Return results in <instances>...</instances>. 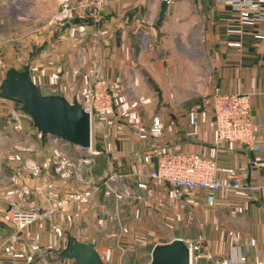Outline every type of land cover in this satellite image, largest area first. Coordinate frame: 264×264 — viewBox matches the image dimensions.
<instances>
[{
	"label": "crops",
	"instance_id": "1",
	"mask_svg": "<svg viewBox=\"0 0 264 264\" xmlns=\"http://www.w3.org/2000/svg\"><path fill=\"white\" fill-rule=\"evenodd\" d=\"M163 1L116 0L106 8L103 21L99 25L74 21L69 23V29H63V25L59 27L54 24L56 31L52 28L47 32L48 38H51L48 43L53 49L51 53L57 54L54 59L57 68H62V71L45 74L39 79L41 83H35L52 88L60 84L63 95L68 100L70 99L66 95V91H69L67 88H72L69 84L75 83V89L70 90L71 100L77 98L81 102L91 89L86 72L90 68H96L114 85L119 80L121 83L117 84V87L122 91L127 87L134 92L142 88V91L136 92L138 96L134 97L146 102L153 110L147 108L145 112L136 111L137 114H127L125 117L122 114L126 112L120 105L117 108L116 103L112 116L120 118L121 124L117 123L118 127L114 129L120 131L116 133V140L101 142L103 151H97L94 139L91 150L81 151V154L76 148L66 145L64 148L82 158H91V175L99 166L101 156L109 160L108 172L101 176H97L95 172L99 182L110 173L131 175L126 183L132 190L125 191L126 197L123 201L130 205V213L138 212V206L143 203L150 207L148 202L159 199L161 203L178 207L177 220L186 228L192 217L191 215L188 219L190 212L187 210V204H193L194 221L191 227L205 233L203 236L208 242L203 248V254L208 255L209 264H219L224 259H231L235 264H264V4L257 0L258 9L251 18L245 20L231 5L214 0H167L166 17L160 30H157L156 24ZM59 8L60 0H0V14L4 15L1 25L6 28L12 21L38 18L40 21H50ZM22 38L20 36L16 41L19 40L17 42L21 44ZM33 38L37 45L42 42L40 37ZM8 46L4 51L12 50L11 44ZM64 52L68 54L65 64L62 61L65 60ZM54 80H58L57 83H54ZM215 93H247L251 96L252 119L259 136L255 151L247 150L238 144L219 145L216 136L208 127L213 119L209 110L201 114L197 126L191 124L188 116L191 107L199 104L202 96ZM8 111L9 115L18 116L17 113ZM129 116L130 122H127L125 118L128 119ZM155 117L161 118L164 123V137L159 141L139 143L137 132L149 130ZM21 119L18 117L17 121L21 122ZM20 129L19 132H22V128ZM92 129L93 132L96 129L99 136L103 134L100 123L92 124ZM30 130L41 148L49 147L47 138H41L39 135L42 134L34 126ZM25 132L28 133L27 129ZM163 148H168L171 152H197L214 158L222 167L235 168L247 185L257 188V191L186 192L185 200L175 203L168 200L166 188L157 182L152 184V191L149 193L139 192L136 190L138 178L134 174L138 171L148 172L152 167L138 165L135 155ZM52 149H55L54 146ZM93 152L101 154L93 155ZM10 161L7 162L10 167L19 166L24 158H12ZM36 161L27 163L28 170L32 164H41L43 168L49 165L47 160ZM79 161L77 159V163ZM58 166H63V171L66 170L65 162H52L50 176H46L44 172L41 179L34 178L30 170L27 172L26 169L11 168L20 173L15 174V186L8 184V188H0V264H74L72 260H61L55 254L65 249L70 237L94 243L104 261L110 264L117 261L110 243L100 238L101 234L95 235V239L84 238L85 229L82 227L86 226L87 222L90 224L89 219L96 215L88 213V206H97L89 200L92 195L98 193L91 195L93 188L97 186L88 183L84 188L88 189V192L82 194L84 197L71 200L72 198L63 192L64 189L61 190L63 184H59L62 177L56 170ZM76 166L77 164L75 167L73 165L74 175ZM91 177H88V180ZM41 182L46 185L42 186ZM24 185L32 190L44 189L40 194L42 209L55 208L65 197L71 200L69 207L59 209L54 214L52 220L57 218L60 221L58 226L50 228V233H45L39 227V231L50 238L46 251L39 249L38 236H35L37 224L27 227L18 234V240H14L16 232L10 220L11 205L5 199V194L18 188L14 190L16 205L28 211L35 198L23 193L21 188ZM47 186L53 197L50 202L46 196ZM74 192L77 191L72 188V193ZM100 192L103 193V188ZM108 196L117 203L114 196ZM99 197L104 198L101 193ZM139 198L142 201H137ZM79 201L82 206L86 205L88 210L87 214L85 212L82 218L75 221L71 219V213L73 216L74 211L69 208ZM132 204L135 205L132 207ZM104 212L101 208V214ZM98 222L101 226L102 221L98 219ZM77 226L81 228L79 232L84 234L83 237L73 232ZM87 229L90 230L89 226ZM234 238L239 241L235 242ZM62 245L64 246L61 247ZM146 252L145 250L144 253L147 254ZM124 254L125 250L121 248L120 255ZM240 257L246 259L245 263H240Z\"/></svg>",
	"mask_w": 264,
	"mask_h": 264
},
{
	"label": "rangeland",
	"instance_id": "2",
	"mask_svg": "<svg viewBox=\"0 0 264 264\" xmlns=\"http://www.w3.org/2000/svg\"><path fill=\"white\" fill-rule=\"evenodd\" d=\"M3 17L4 15L0 14V84L5 76L6 70H8L11 67H18L19 69H23L24 66L29 63L31 65L33 80L40 83L41 80L39 79H41L43 75L45 74L50 75L51 72L62 71V68L60 67L57 68V63L54 60L57 54L55 52L51 53L53 49L52 47H50L51 45L48 43L49 40H51V38H48L47 32L51 31L52 28H54L56 31V28L54 27L52 20L40 21L38 18L37 20L32 19V20L20 21V22L12 21L11 23H8L6 25V28H3L1 25L3 23L2 22ZM20 36L23 37L21 39V44L17 42L19 40L16 41V38ZM33 37L42 38V42H40L38 45L35 44ZM10 44L12 46L11 47L12 50L10 52L4 51V49L9 48L8 45ZM59 55L61 57L62 53H60ZM64 58L65 60L62 61L65 64L66 59L68 60L67 53H65ZM57 81L58 80H54V83L55 82L57 83ZM74 84L75 83L69 84L72 88H69L68 86L67 90L69 91L68 92L66 91V95L69 97L70 101H73L71 100L72 94L70 90L75 89ZM142 87L145 89L144 86ZM119 90L120 87L118 88V99H117L118 102H116L118 104L117 108L119 107V105L122 106L121 109L126 112L122 115H124L125 117H127V114H137L136 111L145 112L148 109L153 110L152 108L149 107L148 104H146V102L139 101L137 97L135 99L134 96H138L136 95V92L142 91V88H138L137 90L135 89L136 90L135 92L132 89H130V87H127V89H124L123 91L122 90L119 91ZM217 94H223V93H217ZM229 94H238V93H229ZM205 96H210V95L202 96L201 101ZM193 106L191 108H193ZM0 110H7V112H2V113L0 112V188L3 189L8 188L7 187L8 184L10 186L16 185L14 181V177L15 174L20 173V171H15L14 169L12 170L11 168H16L17 170L19 168L26 169L27 172H29V170L32 171L33 165L37 166L40 169V179H41L42 176L44 175V172L46 176L48 175L50 176L51 173L50 169L52 162L56 164H62V162H65L66 170L64 169L65 171L59 172L60 176L62 177L59 181V184H63L61 190L64 189L63 192L65 193V195H69L70 198H72L71 200H75L77 198L81 199L82 197H84V195L82 194L88 192V189L84 190V188L88 183H90L91 186H99L102 183V181L99 182L96 177L101 176L104 173L108 172V167L110 165L109 160L105 159V161L100 163V166L96 167V170L94 169L92 171L93 174L91 175L92 177L90 178V180H88V178L87 179L85 178L86 179L85 180L82 175L76 176L73 174V170L75 164H77V166L79 164V162L77 163V159H81L82 156H78L68 152L69 149L64 148V145L62 147L61 142H57L59 144L56 145V139H55L56 137H52L50 135H46V136L39 135L41 138L44 139L47 138L49 145V147L46 146L47 148L46 147L41 148L38 145V143L35 142L36 138H34V135L32 134V130H30L33 129L32 126L33 124L31 120L20 112L19 105L0 98ZM8 110L13 111V113L15 114L17 113L18 116L16 117L9 115ZM18 117L22 118L21 122L17 121ZM129 118L130 116L128 117V119L125 118L127 122H130ZM119 120L120 118H117L114 115L113 116L110 115L108 118V124L103 129L102 131L103 134L101 133L102 138L101 136H99L97 130L94 129L93 132L94 141L97 142L98 139L100 138L106 142H109L111 140H116L118 131L120 130L119 129L114 130V129L116 128V126L118 127L117 123L121 124ZM20 128H22V132H19ZM26 129L28 133L25 132ZM137 141L139 143L140 142L144 143L140 140ZM53 146L55 148L54 150L52 149ZM18 157L24 158L22 164H19V166L15 165L10 167L7 162H11L10 160L12 158H18ZM31 158L34 159L36 158V159L34 160ZM36 160H43L44 162L45 160H47V163H49V165L43 168L41 164L40 165L32 164L29 165L30 169L28 170V168L26 167L27 163ZM68 167H69V172L67 170ZM95 172L96 173L98 172L97 176H95ZM110 174L107 177H109ZM43 183L45 182H41V184ZM44 185L46 184H43L42 186ZM26 188L31 191V194L28 196H33L35 198L34 202H32L31 204V207L39 206L43 208L42 207L43 203L41 206L40 194H42L44 189H41L39 191L35 189L32 190L28 186L24 185L22 186L21 190H24ZM72 188L76 189L77 192L72 193ZM16 189H12V190H16ZM46 189H47L46 196L48 201L49 202L53 201L51 190H49L48 186L46 187ZM104 191L105 190L103 189V192ZM35 193H37L36 197L34 196ZM100 193L102 194V192ZM100 193L98 192L97 194L92 195L91 197L89 196L90 203L95 202L94 204L95 205L97 204V206L95 207L93 205H89V206L87 205L90 208L89 209L90 212L88 213L96 214V215H94V218L92 216L93 219H89V222H91L90 224L87 222V225L82 227L85 229L83 231L85 232L86 236L82 232H79V229H81L79 228V226H77V228L73 232L79 235L81 234L82 237L84 235V238L87 237L88 239L91 238L95 239L97 235L101 234L100 238L110 243L111 249L114 251V253L117 256V261H115L114 264H148L151 260V255L147 252H146L147 254L144 253L145 251L144 247L147 244H163L166 242L169 243V241L173 239L174 237L173 235L176 230L183 231L182 234L183 239L191 240V241H196L199 236H203V234H205V233H200V230L191 227V225L193 226V221H194V216L192 214L194 212L193 204L190 205L191 207L187 204V210L188 212H190V214L188 215V219L190 218L191 215L192 217L191 219H189L190 222L186 224L187 227L185 226L186 228H184L183 223L179 224L177 220L178 207L177 206L174 207L173 204L161 203L159 199H156L154 201H151L150 203L148 202V204H151L150 207L147 205V203H143L142 206H138L137 208L138 212L130 213L129 212L130 205H128L126 201L121 203H116L111 197L106 196L107 194L102 195L104 198L99 197ZM63 200L64 201L68 200L69 205L67 207L71 205V200L68 199L67 197H65ZM63 200H61V202ZM139 200H141V198L137 199V201ZM81 202L83 203V200ZM81 202L79 201V203H75V205L73 203L72 207L69 208L74 211L73 216L71 213V219L73 218L75 219V221L77 219L82 218L85 212L87 214L88 209L86 208V205L82 206ZM134 205L135 204H132V207ZM98 206L100 209L98 208ZM101 208H103V211H105L103 214H101ZM52 218L44 219V220L41 219L38 222L34 223L37 224L38 226L35 229V236H38L37 239L39 240L40 245L39 243H37V245H39L40 247L39 249H42L43 251L48 250L46 248H48L49 245L48 240H50V238L46 234L40 232L39 227L40 230L43 229L45 233L47 234L50 233V228H52L53 226L56 227V225L58 226L57 223L60 221L57 218L52 220ZM98 219L99 221H102L101 226H99ZM88 226L90 230L87 229ZM98 226L100 227V229H98ZM51 240H53V237H51ZM63 246L64 245H62L61 247ZM121 248L125 250V254L122 256L120 255Z\"/></svg>",
	"mask_w": 264,
	"mask_h": 264
},
{
	"label": "built area",
	"instance_id": "3",
	"mask_svg": "<svg viewBox=\"0 0 264 264\" xmlns=\"http://www.w3.org/2000/svg\"><path fill=\"white\" fill-rule=\"evenodd\" d=\"M116 0H60V8L51 18L52 23L62 26L74 21L91 22L99 25L104 18V12L112 2ZM222 4L231 5L242 19L248 20L252 13L258 9L257 0H214ZM264 4V0H260ZM86 77L90 82V92L81 101L85 111L91 115L92 124L100 123L102 129L108 124V118L115 110L118 99L117 80L116 84L107 80L100 69L90 68L86 72ZM205 110L212 114V121L209 123V130L216 136L217 143L238 144L247 150L255 151L258 145L259 136L257 128L252 119L251 96L246 93L238 94H214L205 96L201 103L196 104L188 112L190 122L197 126L200 116ZM99 121V122H98ZM165 126L161 118L155 117L151 128L147 131L137 132V137L142 142L150 140L159 141L164 137ZM56 143L61 142V146L69 144L62 139L55 138ZM58 144V143H57ZM79 154L84 149L77 148ZM101 152H93L99 155ZM75 175H82L85 178L91 176L89 165L91 158L79 159ZM157 160V169L154 168ZM135 161L140 166L152 167L148 172L138 171L134 174L138 178L136 190L141 193L152 191L154 182L162 184L166 188L167 198L171 203L185 200L186 192L197 191H235L245 192L254 190L244 181L243 176L231 167H222L217 160L205 154L197 152H171L168 148L158 149L149 153H138ZM156 167V166H155ZM58 172L63 171V166H58ZM34 178H40V169L32 166ZM131 175L126 173H112L109 177L102 180L100 186L93 188L91 195L101 191L103 188L108 195L114 196L117 203L125 200L127 190L131 191L127 180ZM25 195H30L31 191L27 188L22 190ZM126 191V192H125ZM15 191L6 192L5 199L10 202V220L15 228L14 240H18V234L30 225L39 220L50 219L62 208L69 205L68 200L62 201L52 209H42L39 206H32L25 211L17 207L15 201ZM90 195V196H91ZM185 244L191 252V264H199L204 257L203 247L207 244L204 236H199L196 241L185 240ZM238 242V238H234ZM208 258V255H207ZM240 263H245L246 259L240 257ZM209 262V258H208ZM219 264H235L231 259H224Z\"/></svg>",
	"mask_w": 264,
	"mask_h": 264
},
{
	"label": "water",
	"instance_id": "4",
	"mask_svg": "<svg viewBox=\"0 0 264 264\" xmlns=\"http://www.w3.org/2000/svg\"><path fill=\"white\" fill-rule=\"evenodd\" d=\"M168 1L164 0L157 20V30L162 27ZM71 26L66 23L63 29ZM0 98L19 105L20 111L28 117L42 135H50L84 149L91 150L93 129L91 115L75 98L68 100L60 84L56 88L37 85L31 74L30 63L22 70L9 68L0 84ZM157 169V160H155ZM145 250L151 255L148 264H191V252L185 244L181 231L176 230L174 239L166 244H147ZM61 260H72L74 264H110L103 260L92 242L70 237L64 250L56 253ZM199 264H209L207 254Z\"/></svg>",
	"mask_w": 264,
	"mask_h": 264
},
{
	"label": "trees",
	"instance_id": "5",
	"mask_svg": "<svg viewBox=\"0 0 264 264\" xmlns=\"http://www.w3.org/2000/svg\"><path fill=\"white\" fill-rule=\"evenodd\" d=\"M77 22H79V21H77ZM35 82V81H34ZM43 136H46V135H43ZM102 138V137H101ZM98 139V141L96 142V148H97V151H103V148H102V139ZM69 147H71V148H75L73 145H71V144H69ZM98 157H100V156H98ZM100 161H98V163H99V166H100V163H102L103 161H105V158H103V156H101L100 157V159H99ZM98 173V172H97ZM102 195H105V192H103L102 193ZM55 254H56V252H55Z\"/></svg>",
	"mask_w": 264,
	"mask_h": 264
}]
</instances>
